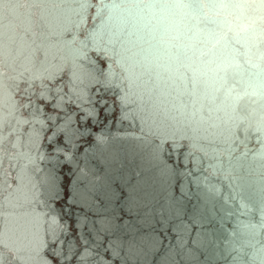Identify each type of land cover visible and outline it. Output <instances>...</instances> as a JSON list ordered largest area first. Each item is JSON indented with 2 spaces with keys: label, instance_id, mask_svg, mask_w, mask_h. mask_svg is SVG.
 Returning <instances> with one entry per match:
<instances>
[{
  "label": "snow or ice",
  "instance_id": "snow-or-ice-1",
  "mask_svg": "<svg viewBox=\"0 0 264 264\" xmlns=\"http://www.w3.org/2000/svg\"><path fill=\"white\" fill-rule=\"evenodd\" d=\"M209 6L223 9L231 20L208 29L214 42L198 47L184 43L186 37L180 34L166 39L167 29L160 25L169 10L204 7L197 3L0 0V208L4 201L27 205L14 222L5 223L0 215V264H90L88 245L101 236V247L107 244L105 251L116 257L125 247L130 253L146 247L158 251L170 235L177 245L192 243L185 236L196 222H185V210L172 194L176 168L169 160L178 151V139L219 136L231 164L241 146L244 151L235 159L247 158V142L256 132L262 147L254 159L264 161V0H220ZM89 84L102 85L96 89L98 101L85 97ZM109 93L117 98L119 112L114 103L104 108L105 116L115 113L116 123L138 118L154 137L148 142L147 164L141 165L146 170L137 173L135 183L129 177L84 186L73 179L65 200L63 168L72 177L88 172L86 167L71 168L77 162L78 141L92 135L79 124L101 122L99 109H84L82 101L104 107L108 101L103 96ZM251 96L260 98L258 120L253 119L256 109L244 100ZM137 100L140 104L130 113L127 106ZM72 105L85 114L77 119ZM39 116L44 117L40 133L47 147L39 158L51 166L33 168L42 173L34 180L24 169L12 172V150L20 138L9 140L4 129L7 124L11 137L12 121L30 124ZM89 151L84 148L85 155ZM19 155L32 160L28 153ZM236 179L244 189L246 178ZM62 200L73 223L91 225L83 238L80 228L73 235L72 226L64 223V209L55 207ZM70 206L80 212L73 213ZM49 216L60 221L62 230L48 226ZM94 258L104 264L98 250Z\"/></svg>",
  "mask_w": 264,
  "mask_h": 264
},
{
  "label": "water",
  "instance_id": "water-1",
  "mask_svg": "<svg viewBox=\"0 0 264 264\" xmlns=\"http://www.w3.org/2000/svg\"><path fill=\"white\" fill-rule=\"evenodd\" d=\"M169 2L204 5L195 11L189 7H178L165 13L160 25L167 29L166 39L169 40L180 34L186 37L184 40L186 44H196L199 47L202 46V42L207 41V46L210 47L214 41L209 39L207 30L215 28L217 22L231 20L223 9L209 6L219 3L220 0H169ZM172 42L177 43V41ZM85 87L86 98H94L97 101L101 99L96 94V89L102 85L89 84ZM103 99L108 101L104 107H100L98 103H91L89 99L82 101L84 109L93 107L99 109L101 122L92 123L89 119L86 123L79 124L81 131L88 128L92 135L78 141L80 147L77 162L71 164V168L76 170L78 167H86L88 172L86 176H81L77 172L76 176L72 177L67 175L69 168H63L61 174L64 175L65 200L69 195L68 186L73 179L79 180L84 186H89L92 182L104 183L107 180L118 182L121 178L129 177L135 183L137 173L146 170L142 169L141 165L147 164L148 142L154 139L147 124L138 118L135 121L126 119L116 123L115 113L112 117H107L104 114V108L116 103L118 113L117 98L109 93L104 95ZM244 100H248L251 108L256 109L253 119L258 120L259 96L244 97ZM139 104V100L136 103H130L127 110L134 114ZM70 110L78 112L77 119L85 114L84 111H78L75 105H72ZM43 119V116H39L30 124H17L12 121L13 136L11 137L8 136L10 129L7 124L5 125V137L9 140H15L17 136L20 138L17 148L12 150L13 173L24 169L35 180L42 173L33 172V168L39 166L40 169H44L51 166L50 162L39 158L42 150L44 154L47 152L44 134L40 133ZM47 134L50 135V133ZM257 135L256 132L250 134L247 146L251 151L247 158H241L239 161L235 159L244 151V147L241 146L237 152L233 153L231 164L227 154L222 153L225 146L221 143L219 136H209L208 139L195 142L178 139L176 146L178 151L174 152L169 160V163L174 164L176 168V174L172 178V194L177 198V206L185 210L183 217L185 222H196L191 234L185 236V240H191L192 243L177 245L176 240L170 235L169 240L158 251L146 247L143 252L130 253L125 247L121 255L116 257L111 250L105 251L107 244L101 247V236L97 238L95 244L88 245L89 253H91L90 264H96L94 257L97 250L103 255L104 264H261L264 260V253L260 251L264 248V203L261 202V190L264 188V161L259 158L254 159L257 151L262 147L257 142ZM5 147L10 145L6 144ZM85 147L90 148L87 155L84 154ZM21 152L28 153L32 160L29 161L27 157L19 155ZM60 155L62 156L63 153ZM3 166L5 171L9 170L7 157ZM239 175L246 178L247 184L244 189L238 187L240 182L236 177ZM181 189L183 196H181ZM83 190V187L79 189L80 192ZM78 199H80L79 196ZM21 203L23 204V201ZM64 204L62 200L55 207L64 209V223L72 226L73 235L75 229L80 228V235L83 238L91 225L88 228H81L80 223H73V217L68 214ZM26 207L27 205L10 206L4 201L3 207L0 208L3 222H14ZM70 207L73 213L80 212L76 206ZM93 211L100 210L93 209ZM47 220L50 228L62 230L57 218L49 216ZM142 231H147V228Z\"/></svg>",
  "mask_w": 264,
  "mask_h": 264
}]
</instances>
